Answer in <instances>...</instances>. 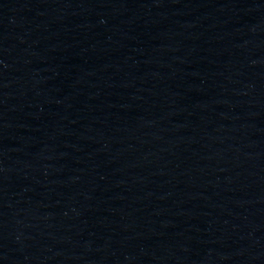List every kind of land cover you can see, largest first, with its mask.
I'll list each match as a JSON object with an SVG mask.
<instances>
[{
    "label": "water",
    "instance_id": "water-1",
    "mask_svg": "<svg viewBox=\"0 0 264 264\" xmlns=\"http://www.w3.org/2000/svg\"><path fill=\"white\" fill-rule=\"evenodd\" d=\"M0 264H264V0H0Z\"/></svg>",
    "mask_w": 264,
    "mask_h": 264
}]
</instances>
